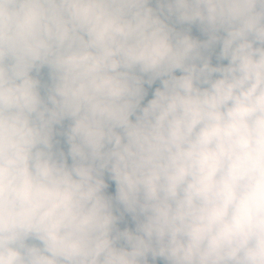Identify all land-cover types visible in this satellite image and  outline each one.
<instances>
[{"label":"clouds","instance_id":"obj_1","mask_svg":"<svg viewBox=\"0 0 264 264\" xmlns=\"http://www.w3.org/2000/svg\"><path fill=\"white\" fill-rule=\"evenodd\" d=\"M0 264H264V0H0Z\"/></svg>","mask_w":264,"mask_h":264},{"label":"rangeland","instance_id":"obj_2","mask_svg":"<svg viewBox=\"0 0 264 264\" xmlns=\"http://www.w3.org/2000/svg\"><path fill=\"white\" fill-rule=\"evenodd\" d=\"M113 191H114V186H113Z\"/></svg>","mask_w":264,"mask_h":264}]
</instances>
